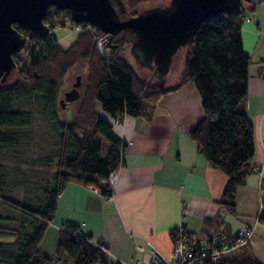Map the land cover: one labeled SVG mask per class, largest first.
<instances>
[{
  "label": "trees",
  "instance_id": "trees-1",
  "mask_svg": "<svg viewBox=\"0 0 264 264\" xmlns=\"http://www.w3.org/2000/svg\"><path fill=\"white\" fill-rule=\"evenodd\" d=\"M122 1L133 16L152 0ZM258 3L251 0L243 11L204 21L185 48L179 81L166 89L152 81L155 76L144 80L137 74L126 56V39L119 37L102 50V34L89 24L65 20L67 10L51 7L45 19L52 31L68 24L81 26L67 48L55 36L33 40L28 29L17 26L27 42L25 56L15 60L12 76L0 81V231L13 232L16 238L0 241V263L92 264L106 259L99 247L104 244L70 224L59 230L57 259L40 253L59 197L69 183L95 188L105 198L112 196L105 180L123 165L127 147L112 120L122 123L133 116L150 122L163 97L189 82L201 97L204 113L189 136L205 160L227 176L217 203L226 213H236L239 189L256 169L255 130L246 105L252 62L243 49L242 26L246 13H253ZM83 62L84 88L75 90L76 107L63 118L60 89L66 74ZM261 191L264 200V179ZM220 219V214L206 218L201 235L212 230L234 239L225 228H217ZM256 220L264 224V208ZM234 251L224 256V264H261L247 243Z\"/></svg>",
  "mask_w": 264,
  "mask_h": 264
},
{
  "label": "crops",
  "instance_id": "crops-1",
  "mask_svg": "<svg viewBox=\"0 0 264 264\" xmlns=\"http://www.w3.org/2000/svg\"><path fill=\"white\" fill-rule=\"evenodd\" d=\"M256 1V10L246 13L242 26L243 49L252 62L246 105L255 130L252 163L256 169L238 192L232 215L239 224L235 226L227 217L231 214L217 203L227 176L205 160L189 136L204 115L201 97L189 82L163 97L152 121L126 116L122 123H114V131L127 147L123 165L114 173L112 198L92 187L69 183L59 197L54 225H75L81 233L91 235L93 242L104 244L113 254L110 259L134 264L142 259L149 262L152 247L161 257L170 258L174 228L184 225L188 231L201 234L204 220L220 214L216 226L225 228L229 238L243 226L252 229L247 245L254 258L264 264V224L256 220L264 208V0ZM148 241L151 245L142 253L139 246ZM39 251L50 257L40 245Z\"/></svg>",
  "mask_w": 264,
  "mask_h": 264
},
{
  "label": "water",
  "instance_id": "water-1",
  "mask_svg": "<svg viewBox=\"0 0 264 264\" xmlns=\"http://www.w3.org/2000/svg\"><path fill=\"white\" fill-rule=\"evenodd\" d=\"M250 1L171 0L167 6L130 16L122 0H0V81L5 83L12 76L17 69L14 55L25 46L17 26L28 29L35 40L49 36L51 29L45 19L54 7L67 10L75 24L93 26L108 45L119 37L126 39L131 55L143 67L154 69L159 85L166 89L167 73L201 24L225 12L243 11L244 3ZM77 97L76 93L73 99Z\"/></svg>",
  "mask_w": 264,
  "mask_h": 264
},
{
  "label": "built area",
  "instance_id": "built-area-1",
  "mask_svg": "<svg viewBox=\"0 0 264 264\" xmlns=\"http://www.w3.org/2000/svg\"><path fill=\"white\" fill-rule=\"evenodd\" d=\"M65 20H71L70 14L65 17ZM76 28L78 31L82 29L81 26H77ZM49 36L54 37L52 30ZM99 43L102 50L109 46L105 36L99 38ZM26 46L27 42H25L24 48ZM24 48L21 52L14 55L15 60L25 56ZM114 123L119 124L116 121ZM105 181L112 189L115 188V174L110 175ZM92 189L98 193L97 189ZM112 196L107 197V199L112 198ZM172 234L173 247L170 258L161 257L152 247L149 262L142 259L134 264H224V256L246 244L252 234V229L249 226H243L232 240H227L224 234L214 231L201 235L188 231L182 225L173 229ZM149 245L151 244L148 241L146 244L139 246V250L145 253ZM99 247L105 254L106 259L98 260L92 264H133L115 259L112 260L109 258L113 255L111 251L105 245H100Z\"/></svg>",
  "mask_w": 264,
  "mask_h": 264
},
{
  "label": "rangeland",
  "instance_id": "rangeland-1",
  "mask_svg": "<svg viewBox=\"0 0 264 264\" xmlns=\"http://www.w3.org/2000/svg\"><path fill=\"white\" fill-rule=\"evenodd\" d=\"M170 2L171 0H152L148 3L142 4L139 7V12L155 6L164 7L169 5ZM74 24H68L65 27L56 28L54 31H52L54 36L57 38L58 43L65 48L69 47L76 40V37L80 32L77 30ZM185 51H186L185 48L181 50L180 54L178 55L173 65L171 66V70L167 73L165 77V81L167 85H173L179 81L180 74L184 66ZM126 56L129 59L133 68L136 70L137 74L142 79L148 80L152 77V72L150 71V69L143 67L131 55L130 44H126ZM85 77H86V64L84 62L76 65L66 74L59 95V108L61 109L63 118L73 114L72 112L77 104L75 101L76 99H73L76 96L75 90H79L80 92L83 90L85 85ZM13 81L14 79H12L9 82V84L12 83ZM152 81L155 83L158 82V79L154 77ZM70 98H72L73 100L69 101ZM228 216H230L229 219L232 220L235 226L239 224L232 214L227 215V217ZM55 221H52L49 227L47 228L40 246L42 249L46 251L48 255H50L51 258L57 259L59 256L57 252V247H58V233L60 228L59 226L54 225ZM14 238L15 237L13 233L0 231V241L8 242L14 240ZM234 252H232L231 254H233ZM55 264H61V263H59V260H57L55 261Z\"/></svg>",
  "mask_w": 264,
  "mask_h": 264
},
{
  "label": "flooded vegetation",
  "instance_id": "flooded-vegetation-1",
  "mask_svg": "<svg viewBox=\"0 0 264 264\" xmlns=\"http://www.w3.org/2000/svg\"><path fill=\"white\" fill-rule=\"evenodd\" d=\"M174 61H175V60H174ZM148 69H149V68H148ZM150 71L152 72V76H155V77L158 76L157 73L154 71V69H151Z\"/></svg>",
  "mask_w": 264,
  "mask_h": 264
}]
</instances>
